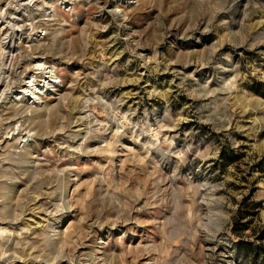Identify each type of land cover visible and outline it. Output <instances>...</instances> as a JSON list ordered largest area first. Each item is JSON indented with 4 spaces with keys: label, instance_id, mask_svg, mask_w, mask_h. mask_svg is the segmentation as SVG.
I'll use <instances>...</instances> for the list:
<instances>
[{
    "label": "rangeland",
    "instance_id": "1",
    "mask_svg": "<svg viewBox=\"0 0 264 264\" xmlns=\"http://www.w3.org/2000/svg\"><path fill=\"white\" fill-rule=\"evenodd\" d=\"M263 94L264 0H0V264H264Z\"/></svg>",
    "mask_w": 264,
    "mask_h": 264
},
{
    "label": "trees",
    "instance_id": "2",
    "mask_svg": "<svg viewBox=\"0 0 264 264\" xmlns=\"http://www.w3.org/2000/svg\"><path fill=\"white\" fill-rule=\"evenodd\" d=\"M264 96V94H263ZM247 199H249V196H246L243 199V206H240L234 216V225L233 228L231 229V231L234 234H237L241 231H243V229H245L248 223L247 221H242L243 219L247 218L248 216L252 215L251 211H249L250 209L246 206V204L244 205V203H246ZM248 205H251L252 209L253 207H257V203H248ZM259 239H263L264 238V228L260 231L258 237Z\"/></svg>",
    "mask_w": 264,
    "mask_h": 264
},
{
    "label": "bare ground",
    "instance_id": "3",
    "mask_svg": "<svg viewBox=\"0 0 264 264\" xmlns=\"http://www.w3.org/2000/svg\"><path fill=\"white\" fill-rule=\"evenodd\" d=\"M11 48V47H10ZM10 50V49H9ZM9 54H10V52H9ZM12 57V56H11ZM41 59V58H40ZM42 60V59H41ZM34 62H35V67L36 68H38V65L40 64L39 62V60L38 59H34L33 60ZM30 62V61H29ZM44 62V61H43ZM33 67V66H32ZM37 70V69H36ZM49 72H51V71H49ZM35 73V72H34ZM33 77V76H32ZM48 77V76H47ZM26 80V79H25ZM46 82V81H45ZM25 82H23V84H21V85H26V83L24 84ZM30 85V84H29ZM39 85V84H38ZM27 86V88H28V84L26 85ZM43 86L44 85H42L41 87H37V92L36 93H39V91H43V90H41V89H43ZM30 87V86H29ZM20 88V87H19ZM31 89V88H30ZM30 89H29V91H30ZM28 90L26 89V87H24V89H20L19 90V94H23V93H26ZM26 96V95H25ZM30 97V99H32L33 101H35L37 98H39V96L38 95H36V94H31V96H29ZM17 98H19V96L17 97ZM33 103V102H32Z\"/></svg>",
    "mask_w": 264,
    "mask_h": 264
}]
</instances>
